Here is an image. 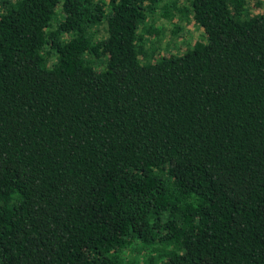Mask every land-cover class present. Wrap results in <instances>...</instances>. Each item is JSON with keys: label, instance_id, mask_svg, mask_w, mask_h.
Instances as JSON below:
<instances>
[{"label": "trees", "instance_id": "16d2710c", "mask_svg": "<svg viewBox=\"0 0 264 264\" xmlns=\"http://www.w3.org/2000/svg\"><path fill=\"white\" fill-rule=\"evenodd\" d=\"M248 3L0 0V264H264ZM157 12L200 39L156 55Z\"/></svg>", "mask_w": 264, "mask_h": 264}, {"label": "rangeland", "instance_id": "374dc122", "mask_svg": "<svg viewBox=\"0 0 264 264\" xmlns=\"http://www.w3.org/2000/svg\"><path fill=\"white\" fill-rule=\"evenodd\" d=\"M256 1L257 0H249V13H255L256 9L253 4ZM259 1L262 3L261 9H264V0ZM149 24L152 32L150 35L146 36L147 39L155 45L156 55L183 52L187 46L199 40L202 35V31L194 25L193 22L184 24L180 32L178 31L175 34L176 29L173 24L162 18L159 12L155 14ZM147 45L149 46L150 44L147 42Z\"/></svg>", "mask_w": 264, "mask_h": 264}]
</instances>
